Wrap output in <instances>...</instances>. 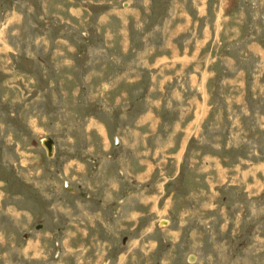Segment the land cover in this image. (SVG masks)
<instances>
[{
  "label": "rangeland",
  "instance_id": "rangeland-1",
  "mask_svg": "<svg viewBox=\"0 0 264 264\" xmlns=\"http://www.w3.org/2000/svg\"><path fill=\"white\" fill-rule=\"evenodd\" d=\"M0 264H264V0H0Z\"/></svg>",
  "mask_w": 264,
  "mask_h": 264
},
{
  "label": "water",
  "instance_id": "water-1",
  "mask_svg": "<svg viewBox=\"0 0 264 264\" xmlns=\"http://www.w3.org/2000/svg\"><path fill=\"white\" fill-rule=\"evenodd\" d=\"M44 145L46 148H47V151H48V154L51 156L53 155V152L52 151V148L55 146L54 145V141L52 140V138H46L45 141H44Z\"/></svg>",
  "mask_w": 264,
  "mask_h": 264
},
{
  "label": "bare ground",
  "instance_id": "bare-ground-1",
  "mask_svg": "<svg viewBox=\"0 0 264 264\" xmlns=\"http://www.w3.org/2000/svg\"><path fill=\"white\" fill-rule=\"evenodd\" d=\"M166 223H168L167 221H165ZM163 225H165L164 223H163Z\"/></svg>",
  "mask_w": 264,
  "mask_h": 264
}]
</instances>
